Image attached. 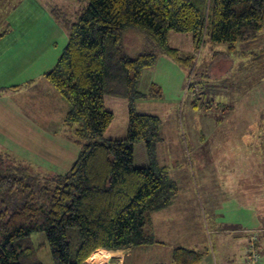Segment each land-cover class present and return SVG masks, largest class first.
Here are the masks:
<instances>
[{
  "label": "trees",
  "instance_id": "1",
  "mask_svg": "<svg viewBox=\"0 0 264 264\" xmlns=\"http://www.w3.org/2000/svg\"><path fill=\"white\" fill-rule=\"evenodd\" d=\"M65 25L68 42L45 77L69 104L63 123L73 129L80 150L68 170L48 173L43 181L28 179L14 158L0 152V264H42L29 238L40 230L54 264H85L100 248L158 242L151 214L168 206L177 189L156 164L161 118L136 110L139 99L161 95L156 83L148 93L140 90L143 71L156 63L157 54L146 49L131 55L123 31H143L186 67V93L197 98V51L183 55L169 46V32H191L197 49L209 36L235 50L264 29V0H88L77 20ZM107 95L127 99L124 137H104L114 118ZM139 142L146 146L149 167L134 164ZM206 253L176 247L170 264H197ZM106 257L98 251L91 259Z\"/></svg>",
  "mask_w": 264,
  "mask_h": 264
},
{
  "label": "rangeland",
  "instance_id": "2",
  "mask_svg": "<svg viewBox=\"0 0 264 264\" xmlns=\"http://www.w3.org/2000/svg\"><path fill=\"white\" fill-rule=\"evenodd\" d=\"M87 4L88 0H0V34L12 31L1 37L0 43H13L12 40L19 38L22 43H36L43 57L61 53L69 35L65 24L76 21ZM122 43L131 55L146 49L157 54L154 80L161 82L158 83L161 95L143 100L154 106L139 104L136 110L161 118L163 142L157 149V161L165 166L177 189L169 209L188 217L187 228H180L174 237L167 239V247L160 250L156 244L149 248L136 247L127 264L168 263L171 246L180 243L203 251L215 250L219 260L225 256L226 260L242 256L244 248L241 254L239 249L224 250L217 240L219 234L241 232L250 236L252 228L264 224V29L251 42L238 43L235 50H230L227 43L214 42L209 36L197 49L191 32H169V46L178 48L183 55L197 51V69L204 70L193 78L200 93L197 100L191 98L192 110H184V103L190 101L184 102V96L177 90L183 84L186 92V67L149 42L143 31L124 30ZM106 107L113 111L114 118L104 137L123 136L129 115L127 99L107 95ZM63 120L55 136L62 135L78 154L80 147L74 141L73 129L62 124ZM0 152L14 158L17 171L31 181H43L51 168L65 171L51 164L40 165L36 153L22 155L16 147H0ZM182 221L179 218L178 224L176 220L174 224L178 226ZM29 238L38 250L41 263L54 264L46 232H32ZM257 251L260 264H264V237L258 241Z\"/></svg>",
  "mask_w": 264,
  "mask_h": 264
},
{
  "label": "crops",
  "instance_id": "3",
  "mask_svg": "<svg viewBox=\"0 0 264 264\" xmlns=\"http://www.w3.org/2000/svg\"><path fill=\"white\" fill-rule=\"evenodd\" d=\"M10 31L11 30L4 32L3 36L10 33ZM28 40H32V38ZM12 41L13 43H0V147H5L7 149H14L16 147L22 155H27L25 154L26 152H31L29 153L30 155L36 153L37 159L41 160V163H39L40 165L51 164L61 167L66 171L76 160L78 156L77 151L69 146L67 141L63 140L62 135H59L57 138L55 134L59 131L60 123L69 110V104L46 79L45 73L55 66L67 43L61 53L57 51L52 54H46V56L43 57V55H41L43 51L36 43H22V39L19 38H15ZM188 53L190 52H185V54ZM157 66L158 65L155 63L153 66L143 71L140 81V90L142 92L148 93L153 83L157 85L161 83L154 80V77H157V75L155 76ZM199 71L201 74L204 70L199 69ZM177 90L181 97L184 96V102L187 100L190 101L189 103H184V110L187 108L192 110L193 105L191 98L196 100L197 98L190 92L186 93L183 84H179ZM146 98L157 97L147 96L141 98L136 103L137 108L139 104L154 106L153 103H146V101H143ZM63 100L66 101V103H64ZM209 122H212L211 119H209ZM123 129L124 135L120 137L126 135L127 127ZM162 142L163 141L158 142L157 149ZM137 144L134 146L135 166H151V160L148 156L145 144L143 142ZM6 145H9V147L11 146V148ZM137 146H139L138 151H136ZM157 153L158 150L156 151V154ZM157 159L158 155H156L157 166L164 168L165 166L160 165ZM138 160L139 162H137ZM42 168L43 166H40V169ZM48 172L52 174L57 171L51 168L46 171V173ZM179 212L180 211L174 214L169 209V205L152 212L151 222L153 235L155 240L158 241L154 244H156L159 250L167 247V239L174 237L180 228H187L188 217L185 214L179 216ZM179 218H182L183 221L176 226L174 222L176 220L178 224ZM164 221L166 223H163ZM263 225L258 226V228ZM154 232L158 233L157 238ZM161 233L164 234L162 238H160ZM248 238L249 236L241 235V232L235 235L219 234L217 242L220 248L224 247V250L230 251H235L231 248L236 250L239 249V254H241L242 248H244V254L240 257L238 255L231 260H226V256L223 260H219L218 256L215 254V250H204L207 253L197 264H245L248 253L246 248V245H248ZM240 239L244 241H240ZM258 241H260V239ZM150 245L130 246L117 250L100 248L94 251L93 254L102 251L107 254V257L101 261H95L91 259L93 256L92 254L86 260L85 264H127L128 257L136 247L149 248L147 246ZM176 247H186L203 251L202 248L200 249L193 245L185 246L184 243H180L177 246H171V259L173 250ZM170 263L171 260L165 264Z\"/></svg>",
  "mask_w": 264,
  "mask_h": 264
},
{
  "label": "built area",
  "instance_id": "4",
  "mask_svg": "<svg viewBox=\"0 0 264 264\" xmlns=\"http://www.w3.org/2000/svg\"><path fill=\"white\" fill-rule=\"evenodd\" d=\"M261 237H264V225L250 231L248 253L245 264H260V255L257 251V244Z\"/></svg>",
  "mask_w": 264,
  "mask_h": 264
}]
</instances>
